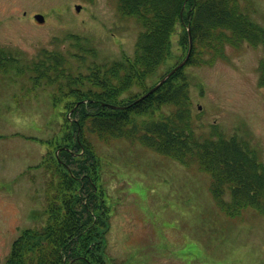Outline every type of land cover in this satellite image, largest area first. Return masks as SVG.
<instances>
[{"label":"rangeland","instance_id":"1","mask_svg":"<svg viewBox=\"0 0 264 264\" xmlns=\"http://www.w3.org/2000/svg\"><path fill=\"white\" fill-rule=\"evenodd\" d=\"M239 7L264 28V0H239ZM35 13L45 17L43 23L34 20ZM141 29L134 16L120 14L117 0H0V49L15 56L19 67L0 77V264L24 229L44 224L50 176L37 164L62 122L53 87L34 84L33 74L21 67L47 51L82 54L68 34L95 47V57L86 54L84 65L131 57ZM177 30L171 34V56L148 83L183 58ZM68 56L77 71L76 58ZM261 65L264 47L243 42L226 45L213 63L186 65L183 72L193 133L207 136L216 127L225 137L236 134L264 162ZM171 108L164 105L153 116ZM86 136L100 159L109 208L107 264H264V214L246 207L226 215L212 196L210 175L196 162L183 165L137 140ZM224 196L228 200V192Z\"/></svg>","mask_w":264,"mask_h":264},{"label":"trees","instance_id":"2","mask_svg":"<svg viewBox=\"0 0 264 264\" xmlns=\"http://www.w3.org/2000/svg\"><path fill=\"white\" fill-rule=\"evenodd\" d=\"M117 1L120 14L134 16L142 27L131 57L84 65L86 54L95 57V47L88 39L68 34L83 52L68 53L76 58L77 71L71 68L68 54L59 50L43 52L20 69L33 74L34 84L53 87L54 105L62 104V122L57 136L47 140V151L37 165L50 176L44 224L21 232L5 264L111 263L105 252L109 208L99 180L100 159L87 132L102 141L137 140L183 165L194 161L210 175L212 196L226 215L236 216L246 207L264 214V162L236 134L225 137L216 127L207 136L193 133L189 81L183 67L133 102L157 81L148 83L171 56V34L177 26L182 57L189 45V28L191 50L185 65L194 66L213 63L226 45L247 42L264 47V28L240 10L239 0ZM17 60L0 49V77L13 68L19 72ZM261 69L260 83H264L263 65ZM164 105L172 108L153 116Z\"/></svg>","mask_w":264,"mask_h":264},{"label":"water","instance_id":"3","mask_svg":"<svg viewBox=\"0 0 264 264\" xmlns=\"http://www.w3.org/2000/svg\"><path fill=\"white\" fill-rule=\"evenodd\" d=\"M75 9L78 11L80 9V5H75ZM34 18L36 19V21L38 22H43L44 18H43V15L41 14H35L34 15ZM188 31V35H189V38H190V33H189V28L187 29ZM190 48H191V43H189V47H188V51H187V54L186 56L184 57V59L182 61H180L175 67H173L168 73H166L163 77H161L158 82L147 92L145 93L144 95H142L141 97L139 98H142L144 96H146L147 94L151 93L153 90H155L160 84H162V82L173 72L175 71L177 68H179L180 66H182L187 58H188V55H189V51H190Z\"/></svg>","mask_w":264,"mask_h":264}]
</instances>
